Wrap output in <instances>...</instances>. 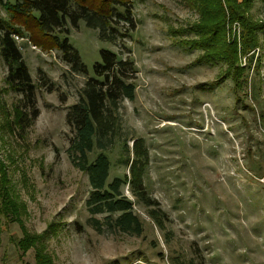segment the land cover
<instances>
[{
	"label": "rangeland",
	"instance_id": "374dc122",
	"mask_svg": "<svg viewBox=\"0 0 264 264\" xmlns=\"http://www.w3.org/2000/svg\"><path fill=\"white\" fill-rule=\"evenodd\" d=\"M131 7L136 28L127 46L137 73L134 99H123L118 110L121 137L129 149L143 138L144 185L158 206L122 187L142 222L140 235L111 229L105 214L89 212L88 176L68 157L72 131L65 120L88 76L71 72L60 51L41 50L26 35L16 41L36 85L39 114L24 130L8 128L21 95L7 88L0 57V161L12 196L23 204L26 230L46 234L52 264H264V31L255 50L239 56L242 88L231 77L211 87L225 63L193 64L201 51L180 43L196 38L198 10L185 0H131ZM245 15L264 22V0H252ZM0 18H10L1 3ZM240 34L238 22L228 23L227 39L238 49ZM69 40L89 75L100 49L118 51L83 21L70 27ZM104 152L109 180L128 174L121 143ZM152 208L164 213L162 227L148 215ZM22 236L17 221L1 217L0 264H36L34 248H18Z\"/></svg>",
	"mask_w": 264,
	"mask_h": 264
},
{
	"label": "trees",
	"instance_id": "16d2710c",
	"mask_svg": "<svg viewBox=\"0 0 264 264\" xmlns=\"http://www.w3.org/2000/svg\"><path fill=\"white\" fill-rule=\"evenodd\" d=\"M200 15L191 31L196 38L180 42L188 49L201 53L193 64L218 65L225 63L224 72L208 85L217 87L231 77L237 90L245 83V67L239 56L248 54L259 45L258 33L264 31V22H257L245 15L252 0H185ZM9 11L10 18H0V57L6 66L5 82L10 91L21 95L14 107L16 124L20 130L28 128L39 114L36 106V85L23 58L17 37H26L41 50L56 49L70 71L88 76L78 93V99L69 105L65 120L72 131L67 148L74 167L88 176L90 195L86 205L92 215L105 214L108 227L130 235L142 233V222L135 214L133 201L122 187L128 184L132 194L146 206H158L145 189L144 173L148 162V148L143 138H135L131 148L121 137L118 110L123 99L133 100L137 69L127 46V39L136 28L131 0H0ZM79 21L97 30L98 38L118 47V51L100 49V61L92 66V74L81 61L79 53L69 40L70 27L77 28ZM238 22L241 34L238 43L227 39V25ZM254 53L249 56L250 67ZM204 85V84H203ZM5 125L0 122V130ZM122 144L123 163L128 174L109 180L111 162L104 152ZM97 151L93 158L91 155ZM131 153V157H130ZM23 204L12 196L4 163L0 161V219L15 220L23 231L17 246L25 252L35 249L36 264H52L46 252V234L29 233L20 216ZM116 215V216H114ZM156 225L162 227L164 213L156 208L148 211ZM95 228L101 231L100 221L92 218Z\"/></svg>",
	"mask_w": 264,
	"mask_h": 264
},
{
	"label": "built area",
	"instance_id": "2783aa9c",
	"mask_svg": "<svg viewBox=\"0 0 264 264\" xmlns=\"http://www.w3.org/2000/svg\"><path fill=\"white\" fill-rule=\"evenodd\" d=\"M15 38H17V36H15Z\"/></svg>",
	"mask_w": 264,
	"mask_h": 264
}]
</instances>
